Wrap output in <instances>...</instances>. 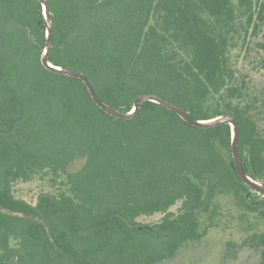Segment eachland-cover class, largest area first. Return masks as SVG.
<instances>
[{
  "label": "trees",
  "instance_id": "obj_1",
  "mask_svg": "<svg viewBox=\"0 0 264 264\" xmlns=\"http://www.w3.org/2000/svg\"><path fill=\"white\" fill-rule=\"evenodd\" d=\"M48 3L52 65L85 74L122 113L152 95L197 121L231 114L244 170L264 186L262 112L243 104L250 76L234 62L244 52L264 71L262 0ZM47 44L42 1L0 0V264H161L221 227L222 199L264 221V196L237 173L230 124L192 126L153 101L115 117L82 80L43 65ZM41 174L55 192L35 205L16 198L17 183ZM245 248L264 264V232L229 242L224 259Z\"/></svg>",
  "mask_w": 264,
  "mask_h": 264
},
{
  "label": "rangeland",
  "instance_id": "obj_2",
  "mask_svg": "<svg viewBox=\"0 0 264 264\" xmlns=\"http://www.w3.org/2000/svg\"><path fill=\"white\" fill-rule=\"evenodd\" d=\"M264 2V0H262ZM260 39H264V28L260 33ZM234 60L238 68L243 69V73L249 74V90L245 93L243 104L249 100L255 103V111L262 112L258 121L261 131L264 132V71L256 69L254 64L249 63L252 56ZM83 160H78L71 165V170H79L83 165ZM56 189L51 186L48 175H38L34 180L28 183L19 182L15 185L14 194L16 198L22 199L31 205L37 203L41 193H53ZM176 206L172 208L173 212L178 211ZM222 219L221 227L211 229V233L198 243H190L184 246L176 258L165 261L161 264H258L260 253L255 249H238L234 256L224 259V254L229 242L240 243L247 235L254 232H264V221L255 216L241 217L231 200H221ZM221 216V217H222ZM161 214L140 219L143 223H157L162 219ZM204 227L208 224L206 219L203 220ZM236 253V255H235Z\"/></svg>",
  "mask_w": 264,
  "mask_h": 264
},
{
  "label": "water",
  "instance_id": "obj_3",
  "mask_svg": "<svg viewBox=\"0 0 264 264\" xmlns=\"http://www.w3.org/2000/svg\"><path fill=\"white\" fill-rule=\"evenodd\" d=\"M43 3L44 6V15L46 18V22H47V39H48V44H47V48L45 51V54L43 56V65L49 69L52 70L54 72H61L63 74L72 76V77H76L80 80H82L87 88L90 91V94L93 98V100L95 101V103L102 108L103 110L107 111L108 113H110L111 115L121 118V119H132L135 118L140 110L142 105L147 102V101H153L156 103H159L161 105H163L164 107L176 112L181 118H183L185 121H187L190 125L192 126H196V127H202V128H209V127H213L219 124H230L233 128V142H232V154H233V159H234V163H235V167L237 170L238 175L240 176V178L247 184L249 185L251 188H253L254 190H256L258 193L262 194L264 196V186L261 185L260 183L252 180L245 172L244 170V166H243V161L241 158V154H240V150H239V134H240V129L238 126V123L236 121V119L234 118V116H232L231 114H226L225 116L216 118L214 120L211 121H197L195 119H193L185 110H183L182 108H180L179 106L168 102L164 99H161L159 97H155L152 95H144L139 97L136 101H135V105H134V110L130 113H122L118 110H115L113 108H111L110 106H108L106 103H104L100 97L98 96V94L96 93V91L94 90L91 82L89 81V79L86 77L85 74L80 73V72H76L73 70H68V69H62L60 67H56L54 65H52L49 61H48V55L49 52L51 50L52 44H51V35H52V24H51V20H50V12H49V3L48 0H40Z\"/></svg>",
  "mask_w": 264,
  "mask_h": 264
}]
</instances>
